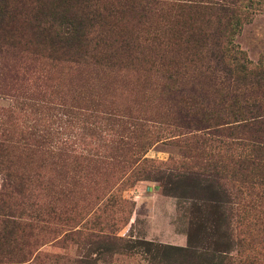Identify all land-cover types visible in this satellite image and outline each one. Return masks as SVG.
I'll return each instance as SVG.
<instances>
[{"label": "rangeland", "instance_id": "rangeland-1", "mask_svg": "<svg viewBox=\"0 0 264 264\" xmlns=\"http://www.w3.org/2000/svg\"><path fill=\"white\" fill-rule=\"evenodd\" d=\"M125 26L136 58L95 76L0 52V264H264V81L173 64L166 17ZM232 39L264 65V9Z\"/></svg>", "mask_w": 264, "mask_h": 264}, {"label": "trees", "instance_id": "trees-1", "mask_svg": "<svg viewBox=\"0 0 264 264\" xmlns=\"http://www.w3.org/2000/svg\"><path fill=\"white\" fill-rule=\"evenodd\" d=\"M263 9L264 0H0V52L16 57L26 52L50 60L51 68L65 62L82 72L94 67L95 76L97 68H109L125 56L136 58L138 35L129 38L125 23L157 14L176 26L177 35L170 41L173 64L202 62L232 81L250 78L259 87L264 65H251L232 36L250 14ZM113 17L122 26L117 33L107 22ZM154 39L158 40L155 36L147 40ZM251 98L230 94L224 103L242 107ZM250 106L261 108L255 102ZM258 123L264 125V120ZM211 264L235 263L222 259Z\"/></svg>", "mask_w": 264, "mask_h": 264}]
</instances>
